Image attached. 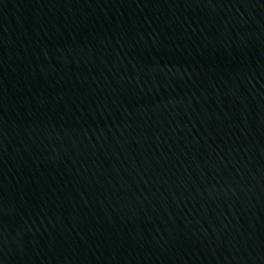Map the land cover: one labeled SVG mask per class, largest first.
Instances as JSON below:
<instances>
[{
  "label": "water",
  "instance_id": "95a60500",
  "mask_svg": "<svg viewBox=\"0 0 264 264\" xmlns=\"http://www.w3.org/2000/svg\"><path fill=\"white\" fill-rule=\"evenodd\" d=\"M0 264H264V0H0Z\"/></svg>",
  "mask_w": 264,
  "mask_h": 264
}]
</instances>
